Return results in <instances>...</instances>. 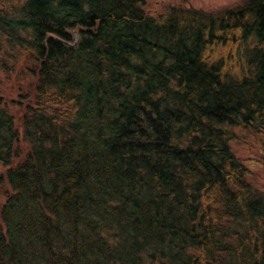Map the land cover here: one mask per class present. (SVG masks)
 <instances>
[{
  "label": "trees",
  "instance_id": "trees-1",
  "mask_svg": "<svg viewBox=\"0 0 264 264\" xmlns=\"http://www.w3.org/2000/svg\"><path fill=\"white\" fill-rule=\"evenodd\" d=\"M145 4L0 0V264H264V0Z\"/></svg>",
  "mask_w": 264,
  "mask_h": 264
},
{
  "label": "rangeland",
  "instance_id": "rangeland-1",
  "mask_svg": "<svg viewBox=\"0 0 264 264\" xmlns=\"http://www.w3.org/2000/svg\"><path fill=\"white\" fill-rule=\"evenodd\" d=\"M248 0H146L145 11L153 16L161 14L169 7H183L218 13L244 5ZM75 39L78 40L77 35ZM242 48L233 51L239 56ZM238 54V55H236ZM237 58V57H236ZM236 74L235 70L231 71ZM5 85H8L5 83ZM15 96V95H14ZM13 98V96H10ZM264 138V136H263ZM261 138V139H263ZM264 140H257L252 133H244L232 143V150L248 169V181L264 191Z\"/></svg>",
  "mask_w": 264,
  "mask_h": 264
}]
</instances>
